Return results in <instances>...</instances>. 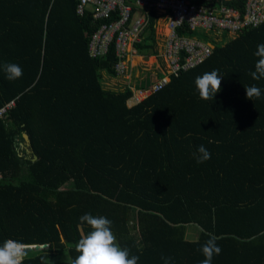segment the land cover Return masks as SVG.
I'll use <instances>...</instances> for the list:
<instances>
[{"label": "trees", "instance_id": "1", "mask_svg": "<svg viewBox=\"0 0 264 264\" xmlns=\"http://www.w3.org/2000/svg\"><path fill=\"white\" fill-rule=\"evenodd\" d=\"M246 1L225 4L243 10ZM78 4L0 0V65L23 69L15 81L0 70V110L14 103L0 118V246L49 244L23 264H72L92 231L80 217L90 213L112 221L117 243L138 264H200L209 234L222 249L212 264H264V79L250 75L264 23L226 41L181 30L213 40L212 54L130 107L131 86L105 85L106 73L118 76L116 43L107 54L91 51L94 34L117 15H80ZM158 20L153 11L139 54H159ZM213 70L221 91L205 101L195 78ZM252 85L260 99L246 97ZM201 145L211 158L197 163Z\"/></svg>", "mask_w": 264, "mask_h": 264}, {"label": "built area", "instance_id": "2", "mask_svg": "<svg viewBox=\"0 0 264 264\" xmlns=\"http://www.w3.org/2000/svg\"><path fill=\"white\" fill-rule=\"evenodd\" d=\"M77 1L80 15L89 9L100 19H112L117 15V20L105 22L94 34L91 51L93 55L107 54L111 45L116 43L119 59L116 70L119 77H128L130 74L134 58L139 54L137 44L142 41V34L151 23L152 12L158 14L161 11L166 15L164 21L169 25V33L165 35L161 55L164 59H169L170 65L162 70L164 77L152 86L134 90L131 99H135L137 104L163 88L173 75L192 69L212 54L215 48L213 40L184 34L181 30L206 33L213 36L215 41H222L221 33L234 37L264 23V0H247L243 10L226 5L229 0ZM159 17L164 19L163 15ZM12 106L14 103L0 110V118Z\"/></svg>", "mask_w": 264, "mask_h": 264}, {"label": "clouds", "instance_id": "3", "mask_svg": "<svg viewBox=\"0 0 264 264\" xmlns=\"http://www.w3.org/2000/svg\"><path fill=\"white\" fill-rule=\"evenodd\" d=\"M254 55L258 59L255 62L254 71L250 75L253 80L259 81L264 79V43L257 45ZM0 70L4 71L9 81H15L23 76V69L15 63H4L0 65ZM221 80L222 77L218 70L197 76L195 86L200 98L212 101L215 95L221 91ZM130 86L132 89L135 87L132 84ZM245 91L246 97L250 100L261 98V89L255 85L245 87ZM197 152L198 154H195L197 163H204L211 158L210 152L203 145L199 146ZM80 222L89 225L92 231L76 244V251L80 254L72 261V264H138L139 257L130 255V250L127 247L121 248L117 243L111 228L112 221L104 216L85 213L80 217ZM32 247V245L12 239L4 241L0 246V264H23ZM198 251L204 256L200 264H212L213 257L220 255L222 249L217 244V237L209 234L208 240ZM162 258L165 259V264H169L172 259L171 257Z\"/></svg>", "mask_w": 264, "mask_h": 264}, {"label": "rangeland", "instance_id": "4", "mask_svg": "<svg viewBox=\"0 0 264 264\" xmlns=\"http://www.w3.org/2000/svg\"><path fill=\"white\" fill-rule=\"evenodd\" d=\"M161 11H159L160 13ZM254 29V28H253ZM169 33V25L163 24L161 21L157 25V34L160 41H158V55L155 54H138L136 59L133 61L134 66L128 75V77H113L109 75L108 73L105 74V85L107 88L115 89V90H124L131 84H134L136 86L137 84H140V81H144L147 79V77L150 75V73H158L159 70H166L167 66L170 65L168 58H163L161 55L162 47L165 42L164 38L165 35ZM237 36V35H235ZM234 36V37H235ZM221 39L222 40H228L230 36L227 33H221ZM141 56V57H140ZM160 76V74H159ZM164 75L160 78L162 79ZM149 78V77H148ZM111 83V84H110ZM137 87V86H136ZM136 87L133 88V91L136 89ZM139 93V92H138ZM137 102L135 101H128L129 106L136 105ZM197 230V231H196ZM188 239L191 241L198 240V229L191 227ZM64 256L62 258H65L68 256L67 252L63 253ZM62 254V255H63ZM53 261H59V257H55L52 259Z\"/></svg>", "mask_w": 264, "mask_h": 264}, {"label": "water", "instance_id": "5", "mask_svg": "<svg viewBox=\"0 0 264 264\" xmlns=\"http://www.w3.org/2000/svg\"><path fill=\"white\" fill-rule=\"evenodd\" d=\"M24 139H25V142H24V148L26 150V153L28 155H33V150L31 148V143H30V139H29V136L27 134H24ZM34 160H37V156H34ZM33 247L29 250H38V249H41V248H47L49 247V244H35V245H32Z\"/></svg>", "mask_w": 264, "mask_h": 264}, {"label": "crops", "instance_id": "6", "mask_svg": "<svg viewBox=\"0 0 264 264\" xmlns=\"http://www.w3.org/2000/svg\"><path fill=\"white\" fill-rule=\"evenodd\" d=\"M159 15H163L164 16V19H159V21H158V23L161 21L163 24H165V21L164 20H166V15L164 14V12H160L159 13V11H158V14H157V16L159 17ZM160 18V17H159ZM158 23L156 24V26L158 25ZM157 28V27H156ZM198 36V35H197ZM141 57V56H140ZM111 84V83H110ZM132 85H134V84H132ZM129 101H135V99H130ZM129 106V105H128ZM130 107H132V106H130Z\"/></svg>", "mask_w": 264, "mask_h": 264}]
</instances>
